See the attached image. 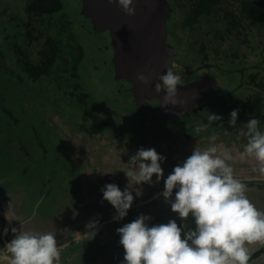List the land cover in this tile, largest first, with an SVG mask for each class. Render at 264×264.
<instances>
[{"label": "rangeland", "instance_id": "1", "mask_svg": "<svg viewBox=\"0 0 264 264\" xmlns=\"http://www.w3.org/2000/svg\"><path fill=\"white\" fill-rule=\"evenodd\" d=\"M63 2H67V0H63ZM19 5V0H0L1 50L5 49L6 43L9 41L8 51H12L14 42L11 41L15 39L14 37L19 36V31L16 29L18 26L13 22L14 16L20 18ZM70 9H73V7L66 5L63 14L71 17L72 14L68 13ZM60 16L61 14H58L54 17L60 20ZM173 17L174 12L168 21L167 29L169 44L173 45L177 54L174 57L177 60L175 66H178L180 63L187 64L188 59L201 58L202 34L207 30L212 31V29H207L206 26L202 25V29L198 28L194 34H191L195 38L194 40L188 34L191 43L187 47L183 39V37L187 38V32L182 30L181 27L176 28L174 26V23L177 24V22L174 21ZM8 19H11V21ZM84 21H86V18ZM75 24L76 26L81 25L77 19H75ZM178 26H180L179 23ZM84 27L85 25L83 24L82 31L75 33V38L85 50L90 52L86 54V58L81 62L78 80L83 85L81 89L83 91L86 90L85 92L89 94V99L86 103H91L98 107L99 104L103 105V103L111 102L105 90L108 86L111 87L112 83L114 85L116 83L112 82V79L109 80V78H113L111 71L114 69L110 65V60L114 61L113 58H110L112 51L106 49L108 45L104 46L105 52L104 50L100 54L96 52L97 46L95 42L100 41L97 38L98 34L93 27L88 28L90 30L93 29V35L87 28L84 30ZM55 29L56 27L53 26L54 33L58 36ZM177 31L181 34L179 32L177 34ZM64 36L65 33L61 38ZM197 39L200 40L199 43H197ZM208 42L211 47H215L217 44L216 41L210 40ZM33 47H37V45ZM223 50L228 52V43L223 45ZM96 53L100 57H97ZM9 54L14 59V54L12 52H9ZM227 59V62L229 60L232 61L231 58ZM2 62V59H0V89L2 90V95H0V179L4 180V187L8 190H4V192L10 194V200L14 202L15 206L20 205V209L27 213L24 215H28L32 219V222L43 221L45 227H49L50 229L55 225H61L65 229L68 225L84 223L87 220L88 224L93 219L102 220V218L112 217L116 213V209L109 201L103 198L101 188L106 183H116L122 190L127 187L129 185V178L126 176L124 170L129 168L128 162L130 157L139 148H148L150 144H153L154 139L152 137L148 139L140 137L141 141H135V137L137 136L136 129L133 124H130V119L141 121V115L135 113V116L132 117L130 114L119 113L120 115H118L111 112V120H100L101 118L96 116V119L100 120L96 122V127L91 124L89 125L87 122L83 123L82 126L79 117L77 118L72 107L63 109L60 107V105L64 104L60 102L63 100L57 99L55 96L53 97L56 99V102L54 101L53 103L49 99L43 102L39 101V103H45L47 107L44 108L43 104L36 112H33L30 110L31 106L30 109H27L22 104L20 98L11 96L12 94L18 95L19 89L17 88V83H15L16 79L8 77L10 76V72L5 73ZM12 63H15V61H12ZM228 70V68L223 70L224 73L226 72V75L223 76L208 74L212 75L209 76L210 78L212 77L217 80V88L215 93L204 97L203 104L195 110H193L194 107L189 110L192 98H188L185 92L183 96L177 95L176 99L179 103L175 105L168 103L165 97H161L162 102L160 98L151 99L152 102L148 104V108H152L154 114H159L161 118H164L165 114L174 115L172 113H175V116L171 117V119H165L169 127L172 128L179 125L177 123L178 117H185L183 118L184 120L188 118L189 124L191 123L188 126L191 134L180 132L178 131L181 130L179 128L175 131L176 133H173L169 137L168 134H163L162 139L165 142L163 144L160 143L162 148L157 149V152L166 157L165 160L161 161L164 177L158 183L152 184L145 182L141 185H136L135 181H131L130 187L133 188L134 195L133 204L147 201L152 195L154 196L161 190H164V178L173 171L176 165L181 164L192 154L194 148L197 147V141L200 145L198 147L201 149L208 147L210 143H216L231 149L234 155L243 151V146L247 143V137L243 136L240 131V126L246 123L240 122L244 120L241 114H238L237 125L229 129L227 126H223V115L226 114L225 109L221 111L216 109L218 104L223 103V96L233 90L237 83L234 78L235 74L230 73ZM183 71L185 70L181 68V71L179 69L180 73H176L183 79L177 87L186 86L190 82H193L192 80L195 78L202 80L205 78L203 76H208L207 74H195L192 80H190V78L185 79L184 74H182ZM253 74L259 78L258 80L262 79L264 82L263 67L256 69ZM117 76L118 72H116V78ZM119 80L121 82L124 81L121 76ZM4 82H7L9 85L5 86L2 84ZM43 83L46 87V94L48 96L52 95L55 90L54 87L50 88L47 81ZM245 84L248 83L245 82ZM118 86L120 85L113 87L112 90V92L116 91V96L120 98L114 105L119 109H125L130 98L126 99L124 95L119 97L117 95ZM205 91L203 90L200 94H203ZM261 94L264 98V91ZM134 96L136 97V94ZM139 104L133 103V106L136 108L138 105V108L141 109L138 110L140 112L145 110ZM51 108H59L66 113L64 114L55 110L51 111ZM209 108L212 111H209ZM8 111L15 113V121L12 119L13 117L9 116ZM210 112L221 115L222 120L212 122L207 128H200V125L208 124L207 116ZM262 115H264V109ZM122 117L125 118L121 119ZM150 118L153 122V118ZM73 120L75 121L74 123L71 122ZM72 131L77 134L73 136L80 137L82 143L77 142L76 139L71 137L70 132ZM82 132L83 134L84 132H88L87 139L81 135ZM213 135L217 137L216 141H210L209 138ZM167 139L174 143L175 148L166 149L168 145ZM230 163L233 164L238 178H256L258 175L257 172L253 171L254 166L258 163L254 158L240 159L237 155V159ZM155 178V174H153V181H155ZM261 186L263 187L260 190H256V196L249 195L248 197L258 209L264 211V183L259 187ZM135 189L141 191L142 195L137 196ZM174 198L175 193L173 192ZM152 202H150L151 204L147 203L149 205L144 204L130 211L121 220L125 219V222L120 226L131 222L140 214H145L152 217L149 221L150 225L167 223L170 219H175L182 228L185 222L188 223L189 228L195 227L194 218L189 217L185 220L179 217L177 213L172 211L171 205L165 202L163 196L158 197ZM70 230L68 229L67 232ZM86 230L85 227L83 232ZM108 234L105 235L106 238L110 237V234ZM112 239L114 241L111 240V243H106L101 239H96L95 241V246L98 245L97 243L101 245L96 247V253L100 257H97V260H100L102 264H120L124 260L122 258L124 257L125 249L120 243V235L118 237L113 236ZM250 246L251 244L248 245L249 248ZM92 253L93 250H90L75 264H85L86 257L88 259L90 256L94 257ZM65 259L63 263H65ZM68 263L74 264V261L68 260ZM95 263L96 261L92 264Z\"/></svg>", "mask_w": 264, "mask_h": 264}, {"label": "clouds", "instance_id": "2", "mask_svg": "<svg viewBox=\"0 0 264 264\" xmlns=\"http://www.w3.org/2000/svg\"><path fill=\"white\" fill-rule=\"evenodd\" d=\"M118 2L127 13L134 14L133 0ZM174 52L177 55L175 49ZM177 70L178 67L176 71L170 67L156 84L157 92L166 90L165 100L174 105L179 103L177 86L183 80L176 74L180 73ZM139 79L147 83L142 74ZM239 111V108L231 110L230 125H237ZM218 120H222V116L210 112L208 124L200 128H207ZM260 126L261 121L255 116L240 126L247 143L236 155L227 147L210 143L204 149L195 147L190 156L176 165L164 178L162 196L179 217L194 218L195 227L189 228L185 222L182 228L175 219L150 225L152 217L140 214L116 229L125 249L120 264H249L248 245L264 244V211L250 200L246 184L235 174L230 162L235 161L237 155L240 159L254 158L258 162L253 168L258 173L256 178L264 180V131ZM209 139L216 141L217 137L213 135ZM165 159L155 148L141 147L130 157L129 168L124 170L129 185L122 190L116 183H106L101 188L103 198L116 209L114 219L126 217L134 202L130 182L135 181L136 185L158 183L164 177L161 161ZM173 189H178L174 199ZM135 192L137 196L142 195L141 191L135 189ZM7 215L15 218L10 209ZM25 223L27 221L21 222L19 229L13 227L14 238L0 247V264H61L62 249L67 242L58 243L57 235L50 231L25 230ZM97 224V220H91L86 225L87 230L83 234L74 232L72 239H93L96 233L92 230Z\"/></svg>", "mask_w": 264, "mask_h": 264}, {"label": "trees", "instance_id": "3", "mask_svg": "<svg viewBox=\"0 0 264 264\" xmlns=\"http://www.w3.org/2000/svg\"><path fill=\"white\" fill-rule=\"evenodd\" d=\"M168 1L174 12L173 19L177 22V24L174 23V26L176 28L181 27L182 30L187 32V38L181 35L187 47L191 43L189 35L194 34L195 30L198 28L202 29V25L206 26L207 29H212V31L207 30L202 34V57H196L193 60L188 59L187 64L180 63L177 66V71L179 69L181 71V68H183L185 71L182 74H184L185 79L190 78L192 80L195 74H216L223 76L226 75V72L224 73L223 70L228 68L230 73L235 74L234 78L237 83L233 90L228 93V95L230 94L229 96H223V103L218 104L216 109L219 111L225 109L226 114L230 115L231 110L236 105L241 104L240 101L247 98V100H251L254 92L256 93V100L251 104L252 112L255 115H262L264 109V98L261 94L264 91L263 80L260 78L261 80L251 87V85L245 84L242 78L239 77V73L242 70L243 72L253 71L256 67L264 68V0ZM19 2L20 18L13 17V22L18 26L16 29L19 31V36L14 37L15 39L11 41L14 42L12 51H8L9 41H7L5 49H0V59L3 61L2 65L5 73L10 72V76L8 77L16 79L15 83H17V88L19 89L18 95L12 94L11 96L20 98L22 104L27 109H30L31 106L30 110L36 112L43 104L44 108H46L47 105L39 103V101L43 102L49 99L54 103L56 99L53 96H55L57 99L63 100L60 101L64 103L60 105L63 109L72 107L77 118L79 117L82 126L83 123L87 122L94 127H96V122L100 120H111V112L118 115L130 114L132 117L137 113L141 115V121L130 119V124H133L136 129L137 136L135 134V141L138 142L140 137L145 139L152 137L154 139L153 144H150L148 148H155L156 150L162 148L160 143L163 144L165 142L162 139L163 134H168L169 137L173 133H176L177 128L181 129L178 130L180 132L190 133L188 126L191 123L189 124L188 118L184 120L183 118L185 117H178L177 123L179 125L171 128L167 125V121L164 120L165 118H161L159 114H154L152 108H148L147 106L145 110L138 111L141 109L138 106L136 108L133 106V103L137 104L135 96L132 92H127L124 89L125 85L123 81L121 82L116 78V64L111 60L110 65L115 70L111 68L113 78H109V80L112 79V82L116 83L115 85L112 83L111 87L108 86L105 90L111 102L103 103V105L99 104L98 107L91 103H86L89 99V94L85 92L86 90L83 91L81 89L83 85L78 80V71L81 62L84 61L86 54L90 51L85 50L75 38V33L82 31L83 24L85 25L84 30L89 26L84 21V16L73 9H70L68 12L72 14L71 17L64 15L63 12L67 3L63 2V0H19ZM58 14H61L60 20L54 17ZM75 19L81 25L76 26ZM8 20L11 21V19ZM178 23L180 26H178ZM53 26L56 27L55 30L58 36L55 35ZM64 33L65 36L61 38ZM191 38L192 40L195 39L192 35ZM210 40L217 42L215 47H211L208 42ZM199 42L200 40L197 39V43ZM227 43L229 45L228 52L223 50V45ZM95 44L97 46V53L100 54L103 50L105 52L106 49H104L105 45L103 42H95ZM34 45H37V47H33ZM9 52L14 54V59L13 56H10ZM97 53L95 55L100 57ZM227 58H231L232 61L229 60L227 62ZM12 61H15V63H12ZM44 81L48 82L50 88L53 86L55 89L54 93L49 95L51 98L46 94V87L43 85ZM2 84L5 86L9 85L7 82ZM121 84L124 86H121ZM117 85H120L118 86L117 95L119 97L124 95L126 99L130 98L125 109H119L114 105L120 99L116 96V91L112 92L113 87ZM0 95H2L1 89ZM53 110L66 113L59 108H51V111ZM208 110L212 111L210 108ZM8 114H10V117H13L14 121L16 120L14 112L8 111ZM96 116L101 119L97 120ZM150 117L153 118V122ZM124 118L122 117L121 119ZM71 122L74 123L75 121ZM70 133L72 138L76 139L77 142H81L80 137L73 136L77 135L75 132L72 131ZM87 134L88 132H84V134L82 132L81 135L87 139ZM157 137L158 139H156ZM167 140L168 145L166 149L175 148L174 143ZM196 146H200L198 141ZM252 182L249 183L252 184Z\"/></svg>", "mask_w": 264, "mask_h": 264}, {"label": "water", "instance_id": "4", "mask_svg": "<svg viewBox=\"0 0 264 264\" xmlns=\"http://www.w3.org/2000/svg\"><path fill=\"white\" fill-rule=\"evenodd\" d=\"M66 3L85 16L86 22L108 45L114 56L117 79L121 76L124 81L133 83L131 92L136 94L135 99L142 109L152 102V98L166 96L164 89L157 92L156 84L161 82V75L170 67L173 70L171 60L175 57L174 47L167 43L168 21L173 13L168 0H133L134 14L127 13L118 0H67ZM141 74L146 77L147 83L139 79ZM216 88L217 80L205 76L202 80L178 87L177 95L183 96L185 92L188 98H192L190 110L197 106L200 96L207 97ZM203 90L206 91L200 94ZM172 114H165L164 118L175 116V113ZM240 179L245 182L264 181L257 178ZM162 192L147 201L138 202L129 210L152 202L162 196Z\"/></svg>", "mask_w": 264, "mask_h": 264}, {"label": "flooded vegetation", "instance_id": "5", "mask_svg": "<svg viewBox=\"0 0 264 264\" xmlns=\"http://www.w3.org/2000/svg\"><path fill=\"white\" fill-rule=\"evenodd\" d=\"M89 27H91V25L87 26V29ZM92 30L89 29V31H91V33H92ZM92 35H93V33H92ZM172 37H173V34H172ZM97 38H99V37H97ZM99 40H100L99 42L104 43V41L102 40V37L99 38ZM174 40H175V38H174ZM104 45H106V43H104ZM106 49H108V48H106ZM113 57H114L113 54L110 55V58H113ZM176 61H177L176 59L172 60L173 69L175 71L177 69V66H175ZM258 68L259 67H256V69H258ZM255 70L247 71V72H243V70H242L239 73V77H241L244 82H247L249 85H251V87L255 86V84H257L259 81L258 80L259 78L255 77L253 74L255 72ZM203 77H205V76H203ZM203 77H201V78H203ZM201 78H199V79H201ZM197 80L198 79L195 78L192 81L195 82ZM193 82H190V83H193ZM123 83H125L124 89L127 90V92L129 91L131 93V87H132L133 83L131 82L132 83L131 84V83H128L125 81H123ZM128 86H130V88ZM203 98H204L203 96H200L198 98L197 106L194 107L193 110H195L198 106L203 104L202 103ZM247 99L240 101L241 104L236 105V107H235V108L240 109L239 113L241 114V117L244 119V120H241L240 122H246L249 118H251L252 116H255L256 118H258L261 121V126H260V127H262L261 131H264L263 130V128H264V126H263L264 125V115H255V113L252 112V109H251V104H253L256 100V93L253 92V94L251 96V100H247ZM245 101H248V102H245ZM169 118L171 119V117H169ZM228 119H230V115H226V114L223 115V121L224 122H227ZM228 127H229V125H228ZM3 181H4L3 179H0V247H3L4 245L7 244L8 241H10L12 238H14L15 233L12 232L13 227L19 229V228H21V222L23 223V222L27 221V223L24 224L25 230H32L35 232H49L50 231V232H53L57 235L58 243L67 242V246L62 249V253H61L62 263L61 264H69L68 260L74 261V264H75L80 258L85 256L87 252H90V250H93L92 254H94V257L90 256L89 257L90 260L86 257V259H85L86 263L85 264H87V262H89V264H92L95 261H96L95 264H102V263H100V260L99 261L97 260L100 257H98L99 254L96 253L97 252L96 247L99 246L100 244L97 243L98 245L95 246L96 245V242H95L96 239H98V240L101 239L106 243H111V240L114 241L112 239L113 236L118 237L120 235L116 231V229L118 227H121L120 225L125 222L124 221L125 219L123 221H121L122 219L117 220V219L113 218L114 217V215H113L112 217L102 218V220H97L98 224L92 230L96 233L95 237L93 239H90V240H87V239L73 240L72 237L75 235L74 232L79 231L82 234L84 233L83 231L86 227L88 220L84 223H77L75 225H68L65 229H63V227H61V225H55L52 229H50L49 227L46 228L44 222L40 221V220H38L37 222H34V221L32 222V219L28 215H24L27 213H25L24 211H22V209H20V205L15 206L14 202H12L10 200V197H9L10 194H7L4 192V190H6V191H8V190L5 189ZM243 182L247 186V195L248 196L249 195H253V196L255 195L256 196L257 195L256 190H260V188H262L263 186H261V187H259V186L264 183V182H258V181L252 182V184L249 182H245V181H243ZM173 192L175 193L176 191H173ZM253 192H255V193H253ZM133 205H135V204H132V206ZM141 206H143V205H141ZM141 206H139V207H141ZM137 208L138 207L129 210L128 213L130 211H133L134 209H137ZM9 209L15 218H10L7 215V212ZM89 219H91V218L89 217ZM68 229H71V230L67 232ZM108 233L110 234V237L106 238L105 235ZM104 242H100V243H104ZM93 246H95V247L93 249H91ZM249 249L251 252V255L249 258V264H264V244H261L259 242L253 243V244H251ZM92 254H90V255H92ZM64 258H66L65 263H63ZM122 259H124V257Z\"/></svg>", "mask_w": 264, "mask_h": 264}, {"label": "crops", "instance_id": "6", "mask_svg": "<svg viewBox=\"0 0 264 264\" xmlns=\"http://www.w3.org/2000/svg\"><path fill=\"white\" fill-rule=\"evenodd\" d=\"M226 115H229V114H226ZM228 121H229V119H228ZM228 121H227V122H224V121H223V126H227V127H228V125H229V127L232 129L234 126L230 125V124L228 123ZM229 127H228V128H229ZM230 128H229V129H230Z\"/></svg>", "mask_w": 264, "mask_h": 264}, {"label": "bare ground", "instance_id": "7", "mask_svg": "<svg viewBox=\"0 0 264 264\" xmlns=\"http://www.w3.org/2000/svg\"><path fill=\"white\" fill-rule=\"evenodd\" d=\"M189 61V60H188ZM23 65V64H22ZM34 85V84H33ZM15 225V224H14ZM111 257V256H110Z\"/></svg>", "mask_w": 264, "mask_h": 264}]
</instances>
